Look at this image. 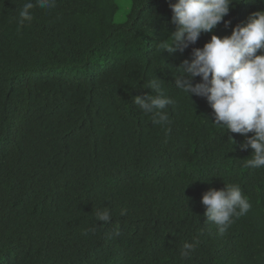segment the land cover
<instances>
[{
  "label": "trees",
  "instance_id": "obj_1",
  "mask_svg": "<svg viewBox=\"0 0 264 264\" xmlns=\"http://www.w3.org/2000/svg\"><path fill=\"white\" fill-rule=\"evenodd\" d=\"M127 1L119 21L118 0H55L19 26L28 0H0V264H264V168L243 166L245 137L214 126L206 98L174 87L194 48L264 0H233L172 54L175 0ZM156 78L176 100L164 126L134 102L157 94ZM230 183L252 207L220 235L201 200ZM105 207L107 224L95 218Z\"/></svg>",
  "mask_w": 264,
  "mask_h": 264
},
{
  "label": "clouds",
  "instance_id": "obj_2",
  "mask_svg": "<svg viewBox=\"0 0 264 264\" xmlns=\"http://www.w3.org/2000/svg\"><path fill=\"white\" fill-rule=\"evenodd\" d=\"M232 3L233 0H175L170 3L171 19L176 27L162 42L163 51L183 52L195 44L202 32H211L223 21ZM54 6L55 0H35V3L28 0L19 12V26L33 19L31 10L34 7L49 9ZM177 69L182 74L176 78L174 87L190 100L192 95L206 98L213 110L214 122L211 123L225 130V134L238 133L245 137L240 148L245 151L250 148L252 153L243 166L264 168V11L251 13L229 36L212 35L202 48L193 49L191 61L185 60ZM196 77H200V82L193 83ZM148 88L157 94L137 96L135 104L152 117L154 124H169L167 108L175 105L176 100L163 93L158 78L149 81ZM201 203L206 206L207 221L216 225L220 235L227 231L234 218L246 215L252 207L240 186L234 183L225 184L221 190L210 188L203 194ZM126 213L127 210L122 209L120 214ZM95 218L107 224L111 221V212L107 207L97 209ZM87 231L91 230L83 234ZM198 245V239L185 242L180 251L181 259H190Z\"/></svg>",
  "mask_w": 264,
  "mask_h": 264
},
{
  "label": "rangeland",
  "instance_id": "obj_3",
  "mask_svg": "<svg viewBox=\"0 0 264 264\" xmlns=\"http://www.w3.org/2000/svg\"><path fill=\"white\" fill-rule=\"evenodd\" d=\"M118 5L120 7L119 13L116 14L115 20L119 21L122 20L123 14L127 11L128 9V1L127 0H118Z\"/></svg>",
  "mask_w": 264,
  "mask_h": 264
}]
</instances>
